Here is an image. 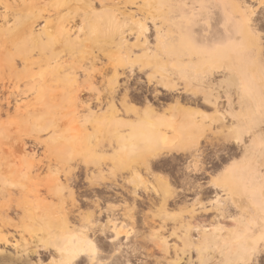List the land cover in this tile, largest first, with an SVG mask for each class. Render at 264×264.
<instances>
[{
    "label": "bare ground",
    "instance_id": "1",
    "mask_svg": "<svg viewBox=\"0 0 264 264\" xmlns=\"http://www.w3.org/2000/svg\"><path fill=\"white\" fill-rule=\"evenodd\" d=\"M173 1H167L168 5ZM141 4V9L147 4L158 5L164 10L168 6L163 0H141ZM243 4L237 0L232 1V10L241 17V24L237 25L235 31L225 29L220 38L223 46L210 51L199 47L198 39L193 36L189 27L186 26V30H183L178 25L175 29H169L164 22L163 28L157 31L154 49L150 51L146 37L148 29L129 26L121 21L133 16L126 7H122L121 0H0L2 14L6 16L3 32L0 33V131L5 129L4 136H0V243L7 242L2 229L11 211H22L30 220L35 221L33 224L39 222L42 226L40 231H47V235L54 228L67 231L74 226L70 221L72 211L69 208L62 209L64 211L60 213L57 212L58 209L47 208L33 216L31 201L15 205L17 192L13 182L17 174L13 163L17 160L24 168L40 154L47 164L44 161L45 166H30L26 170L28 174L34 173L36 177L46 175L54 180H59L64 174L67 181H71L72 171L66 167L70 157H66L65 150H71L74 142L77 144L81 139L73 136L66 139L65 134H62V114L70 113L75 121L78 120L84 126H94L103 133L99 138V148L96 149L95 146V140L98 139L96 136L89 138L85 150L91 158L98 159L100 167L108 164L112 166L108 172L111 184L105 185V189L103 184V187L99 184L97 187L111 191L114 197H107H113L116 202L121 200L122 205H107L104 208L101 207V196H97L98 200H91L93 210L88 211L77 222L92 225L68 235L66 245L58 250L61 255L59 264H75L83 257L87 258L88 264H101L95 263L102 255L101 250L95 239L90 237H95L96 234L109 240L108 243L113 248L112 256L123 258L125 264H130L129 258L144 253L143 248L134 244L138 243L134 240L137 235L131 240L139 222V202L148 209L159 206L163 210L169 201H176L186 194H195L198 200L202 197L204 188L198 180L185 179L182 181L184 189L178 191L168 176L158 172L164 162L175 163V155H184L195 161L191 171L205 173V168L198 165L205 154L203 148H199V143L206 139L203 137L209 130L206 128L217 123L227 127L226 132L233 140L239 156L234 171L223 169L221 176L208 183L207 188L214 192L216 209L222 208L219 191L234 195V205L239 217L236 228L246 230L244 238L236 240V244L244 246L238 255L239 261L251 264L253 250L257 254H264V35L260 32V23L264 24V19L256 21L254 8ZM82 8L84 13H81ZM98 9L102 11L98 12ZM108 9L116 13L108 14ZM165 33L167 35L164 38ZM130 36L135 37L134 44L138 46L137 49L141 48L140 54L130 50L135 46L132 44L134 41L129 40ZM205 42L208 43L209 39H205ZM94 44L101 46L104 51H112V56L117 61L114 62L116 65L112 77L104 82V86L101 85L102 80L99 83L95 78L94 81L95 76L90 72L94 65L90 62L91 58L83 56V52L87 53L88 48ZM107 60L109 64L112 61L109 57ZM127 65L130 66L128 71ZM135 66L141 71L149 69V84L152 85L153 78L159 75L171 82V85L164 86L156 81L158 88L161 86L171 94L181 92L195 105H185L183 99L176 96L174 106L168 107L172 113L167 115L165 111L159 113L145 96L143 101L146 105L140 110L133 103L134 95L130 92L133 88L129 85L132 78L138 79V76L135 77ZM183 70H187L188 74H184ZM104 73L107 74L106 71ZM216 75L222 78L227 115L219 111L218 95L214 97L213 91L204 90L200 81L211 80ZM98 77L100 78V74ZM121 78H124L122 83ZM96 81L105 91V102L100 98V88L96 87ZM138 90L134 89V92L140 94ZM151 95L154 101L160 100L155 86ZM138 97L137 101L140 102L143 98L140 100L141 97ZM202 105L213 107L216 110L214 115H208L204 107H201L204 111L199 108ZM13 118L19 121L12 120ZM23 120L31 132L30 141L14 133V129ZM132 165L139 166L145 176ZM131 169L134 170L132 173L135 181L130 182L131 190H128L127 183L119 185L117 177L122 179V173L128 171L129 174ZM233 172L236 180L232 179ZM65 188L68 186H58L60 191ZM117 189L125 191L131 202H128L127 196H123L124 192L117 193ZM45 192H42L44 196ZM70 192L74 194L72 190ZM43 194L39 196L41 200L44 199ZM165 194L167 195L164 196ZM71 202L73 207H78L75 197ZM103 216L105 221H102ZM191 218L194 219L193 214ZM146 222L144 218L142 226ZM190 223L185 224L188 228L185 240L194 238L192 231H199V226L192 227ZM33 224L24 225V228L28 229ZM203 233H199L203 235L198 236L200 242L207 236L206 232ZM164 244L166 246L167 242L164 241ZM196 245L199 247L201 244ZM155 249L168 253V249L155 245L154 249H146L149 259L154 256ZM85 252H91L92 255L86 256Z\"/></svg>",
    "mask_w": 264,
    "mask_h": 264
},
{
    "label": "rangeland",
    "instance_id": "2",
    "mask_svg": "<svg viewBox=\"0 0 264 264\" xmlns=\"http://www.w3.org/2000/svg\"><path fill=\"white\" fill-rule=\"evenodd\" d=\"M167 1L169 0H163L164 4L166 3V5H168ZM232 1L233 0H174L172 4L168 5L167 7L165 6L166 8L164 10L160 8V6L158 5H148V4L145 5L143 9H141L142 8L141 0H121L122 7H126V10L129 13L133 14L132 17H129L121 21H123L129 26L148 29L146 37L147 40L149 41L148 47L150 51L154 49V43L157 42V37H156L157 31L160 28H163L164 22L165 25L169 27V29H175L177 28L178 25H180L183 28V30L184 29L186 30V28L189 27L190 31L192 30L193 36L196 39H198L199 47H205L210 51V50H214L217 46L224 45L222 42H220V38L223 37L225 29L235 31L237 25L241 24V17L238 14H234V11L232 10ZM237 1L240 2L241 4L245 3L243 5H247V4L250 5L252 9L254 8L256 12L254 18L256 21H261L264 19V0H237ZM110 9H108L106 13L108 14L116 13ZM139 9H141V11ZM0 10H1L0 33H1L3 32L5 26L4 21L6 16L2 14L3 6H0ZM98 10H99L98 12L102 11L101 9ZM191 11L193 14H191ZM81 13H84V8L81 9ZM163 13L166 16L163 15ZM138 14L140 15V17L137 16ZM260 24L262 26V28L259 26L260 32L262 33V35H264V24L263 22H261ZM166 35L167 34L165 33L163 37L165 38ZM205 39H209V42L208 43L205 42ZM129 40H131V42L134 41L132 42V44H134L136 41L134 36H130ZM135 46L133 47L134 50L132 48L130 50L135 54H140L139 51L141 50V48L139 47L137 49L138 46L136 47ZM87 51H88L87 53L83 52V56H86L87 58H91L90 62H92V64L94 65L97 64L96 65L97 68L94 67L93 65V68L90 71L92 72L93 76H95L94 81L97 79L99 80L98 82L100 83V81L102 80L101 85L104 86V82L112 77L114 65H116L115 63H117L116 58L112 56L113 55L112 51H104V49L101 46H98V44L92 45L91 48L90 49L88 48ZM107 57H109L112 60L110 64L108 63ZM0 63H2V61H0ZM129 67L127 65V69H126L127 71ZM135 67L134 69L135 72L137 73V74L135 73L136 74L135 77L138 76L137 77L138 79L132 78L130 80L131 82H129V85L131 86V88H133V90L130 91L132 92V95H134L133 97L135 100L133 101V103L137 107H139L140 110H142L146 105V102L143 101L145 96L151 103H153V105L157 108V111H159V113L165 111L167 115L172 113V111L169 110L168 107L174 106V101L176 100L177 97L178 98L181 97L183 100L181 98L179 99L182 100V102H185L186 103V104L184 103L185 105H189V106L195 105L193 102L189 100L188 97L185 98V96H183L184 94L181 92H179L181 94L177 92L171 94L172 92L165 91V89L161 86H159L158 88V84L156 81H159L160 83L164 84V86L171 85V82L164 80V78L163 77L161 78L159 75L153 78L152 85L151 83L149 84L147 82V75L150 74L149 69H145V71L144 70L141 71L139 70L138 66ZM109 69L110 72L108 71ZM105 71L107 72V74L104 73ZM183 73L188 74V71L183 70ZM97 74L98 76L100 74L101 79L98 76L97 77L99 79L96 77ZM123 81L124 78H121V83ZM200 81L203 83V86L205 88L204 90L213 91V93L215 94L214 97H217L218 95L219 98L218 103L220 106L219 111L221 110L223 113L227 115L226 112L227 103L225 101L223 83L220 75H216L211 80L201 79ZM98 82L97 81L95 82L96 87L98 89L100 88L99 89L100 98L102 99V101L105 102V98H106V96H104L106 95L105 91ZM140 82H142V84ZM154 86L159 92L158 98L160 100L162 99L161 101L153 100L151 93L154 90ZM134 89H139L138 91H140V94L134 92ZM135 96L136 97L140 96L141 97L140 100L142 98L143 99L139 102L137 101L139 100V97L136 98ZM186 99L187 101H185ZM199 100L202 103L201 99ZM136 102L139 103L136 104ZM161 104L163 107L161 106ZM159 107L161 109H158ZM201 107L205 108L203 109L205 110L206 113L208 112V115H214L216 111L215 109H212L213 107H209V106L205 107V105L199 106V108ZM46 116L47 115L45 114L44 117ZM62 117L64 122V128L62 129V134L63 135L65 134L64 136L66 137V139L73 136L75 138L78 139L80 138L82 140V141L80 140L77 144L74 142V145L73 147H71V150L67 151L69 148L65 150L67 154L66 157H70L69 163H67L66 167H69L70 171H72V176H71L72 179L70 178L72 182L70 180L67 181L64 174L60 176L61 178H59V180H54L51 177H47L46 175L36 177L34 173L28 174L26 170L30 166L34 164L35 165L39 164V166L40 165L45 166L47 164L46 160L41 154L38 155L33 161H31L30 165H26L24 168H22L19 165L18 161L16 160L13 163V167H15L14 169H16L17 172V174H15V178L13 181L14 184L16 185L15 190L17 192L15 205L18 203L25 204L26 201H31L30 202L31 214L33 216H36L38 212H41L42 210H45L47 208H51L54 210L58 209L57 212L59 213L64 211L62 209L69 208V210L71 209L70 211H72L70 213V221L72 220L71 222L74 223V226L69 227V230L67 231H63V230L58 231L55 230L54 228L51 230V233L47 235V231L46 232L40 231L42 229V226L39 222L33 224L35 221H32V219L30 220L26 214H23L22 211H18V210L13 211L15 213L18 212V214L16 213L18 216L15 213L13 214V212L11 211L9 214V218L7 219V221L5 220L6 224L2 229L3 235L6 237L7 242L5 243L2 241L0 243V264H22V263L23 264H59L61 255L60 252H58V250H60L66 245L68 235L78 232L83 227H90L92 225V223H88V222L87 223L77 222L80 217H82L88 211L93 210L92 204L90 202L91 200L94 201L101 196L100 199L103 200L102 203H105V205L101 203V207L104 208H106L107 205L108 206L114 204L115 206L122 205L121 200H118L119 203H117L118 201L116 202L114 200L113 198L114 194L111 191L108 192L106 190L104 191L105 187L109 186L112 182L110 173H108L109 171H111L112 166L108 164V165H102L100 167L98 163V159H96L95 157L91 158L88 151L85 150L89 138H95L96 136L98 137V139L95 140L97 143V145L95 146L96 149L99 148L100 145L99 138L103 136V133H101L100 130L95 128L94 126H90V125L84 126L80 124L78 120L75 121L70 113L67 114L64 113L62 114ZM12 120H15L17 122L19 121V119L17 118H13ZM26 126L27 124L25 123V120L21 121L18 124V126L14 129V133L16 136L24 138L26 140L28 139L30 141L31 132L27 129ZM219 126L221 125L217 123L209 128H206V130L209 129L206 131L205 136H203L206 137V139L205 138L204 140L202 139L201 142L199 143V148L201 150L203 148L205 154L204 157H202L200 163H198V165L199 167L202 166L203 168H205L204 170L205 173L198 174L191 171L192 170L191 168L193 167V164H195V161H193L192 158H190L189 156L187 157L184 155H175L176 157L175 163H170L166 161L167 163L164 162L162 165L164 166L166 164V167L164 166L165 169L162 168L161 166L159 172L157 171L158 173H161V175L163 176H168L172 181L173 187L178 191L184 189L182 186V181H184L185 179L195 180V181L198 180V183H200L204 188L202 190V197L199 198L198 200L197 195L186 194V196H182L178 198L176 201H169L167 207H165V209L163 210L159 206L157 208L148 209L147 207L140 205L139 202L138 205L139 222L136 224V228H135L136 233L137 232L138 233L137 234L135 233V236L132 235L131 238V240H133V238L136 237L137 235V239L134 238V240H136L139 244L134 243V241L132 242V244L134 243L137 246L139 245L138 248L139 247L141 249L143 248L142 252H144V250L146 252V249H154L155 245H157L158 247L168 249L167 251L168 253H164L163 251L161 252L155 249V254L153 256L154 258L151 257V259H149L150 257L148 258L146 253L144 252L141 253V255H138L134 258L132 257L129 258V260L131 259L130 264H160V263L161 264H242L239 261L238 255L241 249L244 248V246L238 245L236 243L238 240H242V238H244V234L246 230L243 231L240 229V227L236 228V224L239 217L237 215V210L234 205L235 203L234 195L228 194L223 191H219L220 199L222 202V206H221L222 208L216 209L217 204L215 203L214 192L210 191L207 188L208 183H210L213 180H216L221 176V171H223V169H231L232 171H234L236 166L235 162L237 160V157L239 156L238 150L236 149L233 140L228 136V133L226 132L227 127L225 125L221 127ZM4 134H5V129H2V131H0V136L3 137ZM209 137H211L212 139L211 138L209 139ZM221 139H223L222 141L224 143L221 141ZM67 143L69 144V142ZM205 144H207L206 147ZM3 147L6 148V146ZM204 148L206 149L204 150ZM218 158L220 159V161ZM44 161L46 164L44 163ZM132 166L135 167L134 169L140 170L142 176H145V174L143 173L142 169L139 166L136 165H132ZM78 168L81 169L79 170ZM102 170H104L105 172ZM133 171L134 170L131 169L129 171V174L128 171H126L124 174L122 173V177H123L122 179L120 177H119L120 179L117 177L118 184L123 185L127 183L126 185L128 190H131L130 182L135 181V178L133 179V173H132ZM93 173L95 174L93 175ZM130 174H132V176ZM202 175L204 177H202ZM76 176L80 178H77ZM232 179L236 180L234 172L232 174ZM149 181H151L154 185H156V183L152 178H149ZM98 184L101 187H103L104 185L103 187L104 189L98 188L97 187ZM61 185L63 187L68 186V188H65L64 190L60 191L58 189V186L60 188ZM91 186L94 187L91 188ZM70 190H72L74 194H72ZM25 191L28 193H25ZM43 191L45 192V196L42 193ZM120 192H124L123 196L125 197L127 196L126 198H129L128 202H131L130 200L131 198L125 191H123L122 189H117V193L120 194ZM95 193L97 194L95 195ZM42 194L44 199L42 198L41 200L40 197L42 196ZM107 195L113 197H107ZM166 195L167 194H165L164 196ZM28 196L30 197L29 199L27 198ZM35 197L37 200L35 199ZM46 197H48L47 200H45ZM73 197H75V200L78 203V207L72 206L71 200ZM110 198L113 200H111ZM52 199L54 200L52 201ZM84 203L85 205L88 206H85ZM201 205H203L204 209L203 207H201ZM192 214L194 215V219L191 218ZM144 218H146L147 222L145 223L144 226H142L143 225L142 220ZM103 219H105L104 216L102 217V221H105ZM188 222L189 223L191 222L190 225L192 227H195V225L197 227L199 226L198 227L199 231L198 232L192 231V236L194 238L190 240H185L184 239L185 232H188V228L185 226V224H187ZM29 224L30 225L33 224V226L29 227L28 229H25L24 225H29ZM203 232H206L207 236H204L205 238H203V240L200 242L198 241L199 240L198 236H203L201 234L199 235V233H203ZM90 237L92 239H95L97 247L101 250V254H103L99 257V259L95 261V263L99 262L101 264H116V263L125 264L124 262L125 260L123 258L119 256L114 258L112 256L113 248L110 246V244H108V242L104 239L103 236L96 234L95 237L93 236ZM164 241L167 242L166 246L165 244L163 245ZM198 243L201 244L199 245V247L196 245ZM194 245H196L197 247ZM251 253L254 255L253 259L251 260V264H264V254H257V252L254 250ZM85 254L86 256L92 255L91 252L90 253L85 252ZM117 258L120 263H118ZM75 264H88V260L86 257H83Z\"/></svg>",
    "mask_w": 264,
    "mask_h": 264
},
{
    "label": "flooded vegetation",
    "instance_id": "3",
    "mask_svg": "<svg viewBox=\"0 0 264 264\" xmlns=\"http://www.w3.org/2000/svg\"><path fill=\"white\" fill-rule=\"evenodd\" d=\"M107 242H109V240H106ZM109 244V243H108ZM103 255V254H102Z\"/></svg>",
    "mask_w": 264,
    "mask_h": 264
},
{
    "label": "crops",
    "instance_id": "4",
    "mask_svg": "<svg viewBox=\"0 0 264 264\" xmlns=\"http://www.w3.org/2000/svg\"><path fill=\"white\" fill-rule=\"evenodd\" d=\"M212 101V100H211Z\"/></svg>",
    "mask_w": 264,
    "mask_h": 264
}]
</instances>
